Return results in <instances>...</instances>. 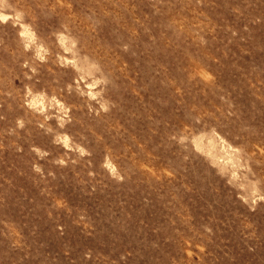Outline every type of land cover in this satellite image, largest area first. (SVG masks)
I'll use <instances>...</instances> for the list:
<instances>
[{
	"label": "rangeland",
	"instance_id": "374dc122",
	"mask_svg": "<svg viewBox=\"0 0 264 264\" xmlns=\"http://www.w3.org/2000/svg\"><path fill=\"white\" fill-rule=\"evenodd\" d=\"M0 264H264V0H0Z\"/></svg>",
	"mask_w": 264,
	"mask_h": 264
}]
</instances>
